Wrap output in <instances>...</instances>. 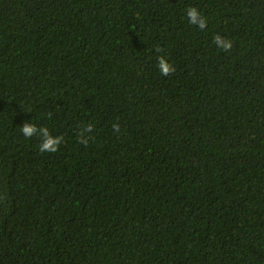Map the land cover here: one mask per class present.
Listing matches in <instances>:
<instances>
[{"label":"trees","instance_id":"trees-1","mask_svg":"<svg viewBox=\"0 0 264 264\" xmlns=\"http://www.w3.org/2000/svg\"><path fill=\"white\" fill-rule=\"evenodd\" d=\"M0 264H264V0H0Z\"/></svg>","mask_w":264,"mask_h":264},{"label":"clouds","instance_id":"clouds-1","mask_svg":"<svg viewBox=\"0 0 264 264\" xmlns=\"http://www.w3.org/2000/svg\"><path fill=\"white\" fill-rule=\"evenodd\" d=\"M186 15L191 24L196 25L200 30H204L207 27V19L202 16L199 9L193 6L188 7ZM213 42L218 49L230 52L233 44L232 41L227 38H222L220 35H215ZM156 52L159 53L162 49L157 46ZM158 71L164 75L168 76L176 72V68L171 64L168 59L164 56H158L157 58ZM113 131L119 133L120 125L118 122L113 123ZM94 125L87 124L80 132L78 136V143L85 146L88 145L91 136H85V133L91 134L93 132ZM21 133L25 138H32L33 136H38L40 138L39 151L41 153H56L59 151L60 145L64 142V137L62 135H53L46 126H38L35 123H24L20 127Z\"/></svg>","mask_w":264,"mask_h":264}]
</instances>
